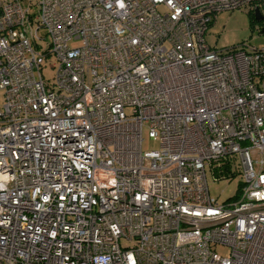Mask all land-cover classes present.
<instances>
[{
	"label": "built area",
	"instance_id": "obj_1",
	"mask_svg": "<svg viewBox=\"0 0 264 264\" xmlns=\"http://www.w3.org/2000/svg\"><path fill=\"white\" fill-rule=\"evenodd\" d=\"M23 1L0 0V264H264V48L204 41L264 0Z\"/></svg>",
	"mask_w": 264,
	"mask_h": 264
},
{
	"label": "rangeland",
	"instance_id": "obj_2",
	"mask_svg": "<svg viewBox=\"0 0 264 264\" xmlns=\"http://www.w3.org/2000/svg\"><path fill=\"white\" fill-rule=\"evenodd\" d=\"M23 4L28 5L29 2L25 0ZM204 41L208 47L219 51H226L243 43L256 49L264 48V34L258 33L255 25L251 26L248 12L242 9L217 14L204 36ZM70 46L74 47L75 45ZM53 63L54 59L45 61L42 69L43 76L49 84L53 83L56 73V67L52 66ZM0 105H2L1 99ZM143 139L142 148L144 151L158 149V144L148 140L145 132ZM240 182V175H236L231 181L209 182L210 195L218 202H224L236 194ZM215 251L221 257H227L229 253L227 248L221 246H217Z\"/></svg>",
	"mask_w": 264,
	"mask_h": 264
},
{
	"label": "trees",
	"instance_id": "obj_3",
	"mask_svg": "<svg viewBox=\"0 0 264 264\" xmlns=\"http://www.w3.org/2000/svg\"><path fill=\"white\" fill-rule=\"evenodd\" d=\"M248 14H249V17H250V24H251L252 27H253L254 25H258V24H260V22H257V21L255 20V16H254V14H252L251 12H248Z\"/></svg>",
	"mask_w": 264,
	"mask_h": 264
},
{
	"label": "water",
	"instance_id": "obj_4",
	"mask_svg": "<svg viewBox=\"0 0 264 264\" xmlns=\"http://www.w3.org/2000/svg\"><path fill=\"white\" fill-rule=\"evenodd\" d=\"M254 16L257 22L264 21V19L259 15L257 11L254 13Z\"/></svg>",
	"mask_w": 264,
	"mask_h": 264
},
{
	"label": "bare ground",
	"instance_id": "obj_5",
	"mask_svg": "<svg viewBox=\"0 0 264 264\" xmlns=\"http://www.w3.org/2000/svg\"><path fill=\"white\" fill-rule=\"evenodd\" d=\"M259 25V24H258Z\"/></svg>",
	"mask_w": 264,
	"mask_h": 264
}]
</instances>
